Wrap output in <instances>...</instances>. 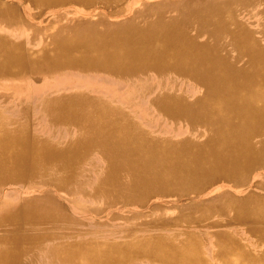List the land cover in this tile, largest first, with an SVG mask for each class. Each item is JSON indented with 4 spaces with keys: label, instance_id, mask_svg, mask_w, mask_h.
<instances>
[{
    "label": "bare ground",
    "instance_id": "6f19581e",
    "mask_svg": "<svg viewBox=\"0 0 264 264\" xmlns=\"http://www.w3.org/2000/svg\"><path fill=\"white\" fill-rule=\"evenodd\" d=\"M8 1L0 22L40 33L54 24L33 26L27 5L102 14L25 51L0 37V77L74 71L0 110V264H264V0H17L28 21ZM28 112L48 136L26 135ZM79 195L168 205L79 231Z\"/></svg>",
    "mask_w": 264,
    "mask_h": 264
},
{
    "label": "rangeland",
    "instance_id": "374dc122",
    "mask_svg": "<svg viewBox=\"0 0 264 264\" xmlns=\"http://www.w3.org/2000/svg\"><path fill=\"white\" fill-rule=\"evenodd\" d=\"M0 1L4 2V0H0ZM8 2H10L11 4H16L15 11H16V14L19 16V18L26 20V21L30 20V19H27L28 17L27 18L24 17V14L22 11L23 5H21L17 0H10ZM13 2H15V3H13ZM130 2L131 1H129V3ZM38 7L39 6H35V7L31 6L30 7V5H27L28 12L30 11V9H32V12H34V11L39 12L40 11V13H41L37 17V21L33 22L31 20V23H33L34 24L33 26H35V27L42 26V25H44V26L50 25L53 22L52 18L54 17V15H62L64 13H67V9H68V7L66 5H63L61 7H52V8L51 7H49V8L39 7L40 9H38ZM52 9H55V10H52ZM82 10H84L82 14L87 16V17H90L91 15L95 16V15L99 14L100 12H102L101 9L94 8V7H91L88 9H82ZM100 14H102V13H100ZM103 14H107L110 16V13H108V12L107 13L105 12ZM70 17H75V16H74V14H72V15H70ZM109 19L121 20L122 17H115V18L110 17ZM257 19H259L260 25L264 26V16H261V17L258 16ZM0 23H1L0 24V37H2V36L7 37V36H10V34L16 35L15 37H12L11 39L10 38L9 39L12 41L13 40H23V42H21V43H16V44H19L21 46L23 51H25L27 49V47L29 48V46L27 45V42H28V44L30 42L37 43L38 41L40 43H44L46 40L49 39V37L51 36V33L53 35H55V34L61 35L64 33L63 31L60 33H56V31H57L56 26L58 24L56 22L52 23V25L54 24V29L50 30L49 32H41V33L35 32L34 30H32V28L30 27V25H31L30 23L25 24L26 28L24 26H23L24 28H21V27L17 28L15 25H12V24H5L2 22H0ZM5 26H7V27H5ZM28 28H29V30H28ZM30 28H31V30H30ZM261 43L263 44L264 41H262ZM71 72H74V71L69 72L68 70H66V71L63 70L61 72L46 73L45 75H42L43 73H36L35 71H33L31 69H26L25 71L22 72L23 77H21V78H18L16 76H1L0 77V90H3L4 94L3 95L0 94V96H2L0 99L2 101V102H0V110H2V111L10 110V112L12 114H14V112L16 113V111H18V109H19L18 104H20V102H21V99H22L21 96L22 95L24 96L25 94H31L34 89L42 87L46 81L54 80L59 74L71 73ZM89 75L98 81L104 80L107 82H111V83L114 82L115 83V81L113 79L106 77V76H103V75H96L94 73L93 74L89 73ZM20 86H21V88L18 91L19 92L23 91L22 93H18L13 89L14 87L18 88ZM73 90H75V91H73ZM76 91H83V90L82 89H80V90L70 89V90H65L63 92L64 93L67 92V94H69V93H73ZM59 93H60V91L57 92L56 90H53V91H50L48 95H49V97H55ZM28 101L32 105L34 104L33 100L32 101L28 100ZM37 114L38 113H35V112L34 113L28 112L29 117L31 119H33L34 121H36V123L34 126H31V127L29 126V128H27L28 131H27L26 135H28L29 137H33V138H35L36 136L45 137L43 135L48 136V133L51 132V129L44 126V123L46 122V118L44 116H39ZM64 131L65 130H62V131L57 130V129L55 130L56 133L64 132ZM88 157H89V159H94V160L99 159V155H98L97 151H95V150L90 151L88 153ZM19 187H20V185L13 184V185H8V186L4 187L3 190H7L8 192L12 191L13 193L15 192V194L18 195V193H16V192L19 190ZM26 191L27 190H25V192ZM32 193H33V190H29V193H27V194L31 195ZM78 197L80 198V197H82V195H79ZM80 201L84 202L83 209L79 210L80 207L77 208V206H73L72 211L70 209V212H72L73 215H75V217L80 220L79 224L73 225L72 228L77 229L79 231L91 230L92 229L91 228L92 227V223H91L92 221H96L97 223H102L103 227L101 228V230H105L107 227L110 229L121 230L123 227L125 228L128 225H130L131 223L136 222L135 220L124 221L122 219V217H125L127 215H131V214H151L152 215L153 214V213H151V212H153L152 205H154V204L161 205V207H166V205H168V204H166V203H164L158 199H154V200L148 202L147 204H145L143 206H140L137 204L126 205V206H123L121 204H117L115 206H107L103 202L101 203V201H99V200H97V202H98L97 203L93 199H90V198L88 199V197H84L83 199H80ZM165 212L167 214H173V211L171 209H169ZM112 217H115V218L110 219ZM41 264H43V262H41ZM133 264H135V263H133ZM139 264H142V263H139Z\"/></svg>",
    "mask_w": 264,
    "mask_h": 264
},
{
    "label": "crops",
    "instance_id": "0c3cea01",
    "mask_svg": "<svg viewBox=\"0 0 264 264\" xmlns=\"http://www.w3.org/2000/svg\"><path fill=\"white\" fill-rule=\"evenodd\" d=\"M67 7H68V9H67V13H64V14H62V15H54V17L52 18V20H53V22L52 23H62V22H65V21H67V20H70L71 18L73 19H75V17H78V16H82L83 14V11L84 10H82V9H87V8H91V7H78V6H76V7H74V5H66ZM52 10H55V9H52ZM72 14H74V16L75 17H70V15H72ZM78 15V16H77ZM66 18H65V17ZM57 17V18H56ZM67 17H69V18H67ZM56 18V19H55ZM62 21H61V20ZM64 19V20H63ZM59 20V21H58ZM56 25V24H55ZM64 34V33H63ZM63 34H61L62 36H63ZM51 35H53L52 33H51ZM56 35V34H55ZM57 35H60V34H57ZM60 35V36H61ZM51 37V36H50ZM49 37V38H50ZM49 40V39H48ZM47 41V40H46ZM39 42V41H38ZM40 43V42H39ZM42 43H40V45H41Z\"/></svg>",
    "mask_w": 264,
    "mask_h": 264
}]
</instances>
